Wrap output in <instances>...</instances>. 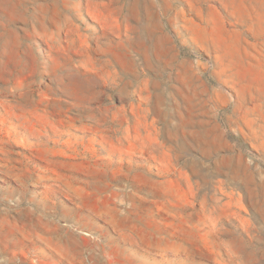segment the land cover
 Segmentation results:
<instances>
[{
    "label": "rangeland",
    "instance_id": "1",
    "mask_svg": "<svg viewBox=\"0 0 264 264\" xmlns=\"http://www.w3.org/2000/svg\"><path fill=\"white\" fill-rule=\"evenodd\" d=\"M0 264H264V0H0Z\"/></svg>",
    "mask_w": 264,
    "mask_h": 264
}]
</instances>
